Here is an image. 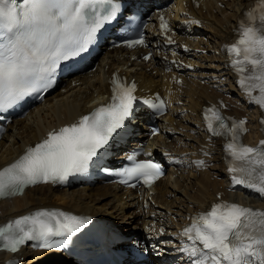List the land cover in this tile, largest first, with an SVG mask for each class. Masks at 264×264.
I'll use <instances>...</instances> for the list:
<instances>
[{
    "label": "snow or ice",
    "instance_id": "1",
    "mask_svg": "<svg viewBox=\"0 0 264 264\" xmlns=\"http://www.w3.org/2000/svg\"><path fill=\"white\" fill-rule=\"evenodd\" d=\"M102 7L100 0H0V113L27 96L47 91L61 62L87 51L99 29L116 17L115 7L106 13ZM160 20L161 31H168V22L163 16ZM143 43L140 37L128 41V46ZM225 47L238 85L264 110V0H256L246 11L238 39ZM135 89L134 83L114 76L107 104L50 131L46 139L0 169V198L22 194L26 187L40 183L63 184L69 176L85 172L132 115ZM145 103L163 112V101ZM204 121L213 136L226 140L224 151L233 184L264 197V140L255 147L244 144L246 120L226 118L214 106L204 110ZM128 160L130 166L118 173L125 184L135 180L151 187L163 175L161 165L150 159L137 160L133 153ZM195 163L204 165L202 160ZM89 219L57 210L20 216L0 225V249L16 253L26 241L36 240L45 250H59ZM181 236L190 242L182 251L192 264H264V210L221 201L192 217ZM53 237L65 238L53 241Z\"/></svg>",
    "mask_w": 264,
    "mask_h": 264
},
{
    "label": "bare ground",
    "instance_id": "2",
    "mask_svg": "<svg viewBox=\"0 0 264 264\" xmlns=\"http://www.w3.org/2000/svg\"><path fill=\"white\" fill-rule=\"evenodd\" d=\"M218 1L224 4L223 8L217 5ZM252 1L204 0L205 10L202 8L195 11L205 24L202 30L195 29L193 24L187 22L189 17L181 14L174 25L177 35L173 44L182 55L181 59L173 54H156L154 46L165 49L166 45L154 32L148 35L151 49L142 51L143 54L153 52L151 60L147 63L131 62V68L124 69L123 65H128L130 58H122L125 53L122 49L104 51L94 70H86L73 79H64L61 87L66 88L65 92L58 89L50 97L46 95L44 102L31 110L25 118L15 119L8 124L7 132L0 140L1 168L21 154L23 147L37 140L46 129L71 121L89 111L92 108L91 101L108 91L110 73L120 68L126 75L135 78L143 92L153 89L162 91L170 108V114L165 117L163 123L171 141L162 145L161 137L157 136L150 143L152 148L158 147L157 155H161L163 146H166L177 167L175 170L169 169L166 177L156 183L153 194L148 195L142 191L140 200L135 191L121 190L99 182L93 186L70 188L61 187L59 184H40L27 188L21 196L0 200V223L39 207H60L112 218L121 224L123 232L134 235L137 239L134 244L143 247L146 239L153 238V235L144 229L146 222L156 219L155 226L162 224L167 228H170L174 218L179 223H186L193 214L205 210L211 201L216 200L218 193H223L225 197L230 196L235 201L264 208V197L260 199L261 196L251 189L235 194L227 192L225 166L222 163V141L205 135L196 113L206 99L214 100L216 96H223L228 111L246 115L250 119V133L246 137L250 143L256 141L259 134L256 131L257 109L250 110V99L234 88L230 72L224 68L223 58L220 57L221 43L231 40L239 17ZM181 4L182 0H176V11L184 10ZM188 35H195L193 38L198 39L193 41ZM183 39L185 46L188 45L193 53L202 50L208 51V54L198 55L194 70L182 76L183 81L178 82L175 76L178 70L174 67V62L187 66L184 61L187 54L180 49ZM186 75H191V78ZM72 80L76 82L74 86L71 85ZM218 86L221 91H218ZM141 129L145 131L146 127L142 125ZM144 137V133H140L131 145L142 141ZM203 144L207 146L208 157L204 160V170H198L191 164V159L198 155ZM0 264L76 262L57 250H36L28 245L16 253L0 252Z\"/></svg>",
    "mask_w": 264,
    "mask_h": 264
},
{
    "label": "rangeland",
    "instance_id": "3",
    "mask_svg": "<svg viewBox=\"0 0 264 264\" xmlns=\"http://www.w3.org/2000/svg\"><path fill=\"white\" fill-rule=\"evenodd\" d=\"M53 95V94H52ZM51 96V95H50ZM50 96H48V97H50Z\"/></svg>",
    "mask_w": 264,
    "mask_h": 264
}]
</instances>
